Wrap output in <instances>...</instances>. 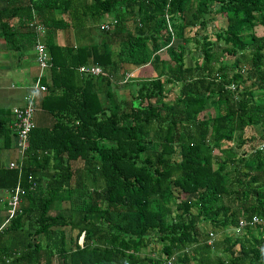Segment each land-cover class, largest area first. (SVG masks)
Listing matches in <instances>:
<instances>
[{
	"label": "trees",
	"instance_id": "obj_1",
	"mask_svg": "<svg viewBox=\"0 0 264 264\" xmlns=\"http://www.w3.org/2000/svg\"><path fill=\"white\" fill-rule=\"evenodd\" d=\"M211 16L226 20L214 40L201 35ZM258 27L264 0H0L7 49L47 47L39 106L54 119L35 124L17 169L0 164V192L22 190L0 221V264H264ZM61 30L88 40L60 47ZM17 134L0 106V151Z\"/></svg>",
	"mask_w": 264,
	"mask_h": 264
},
{
	"label": "crops",
	"instance_id": "obj_2",
	"mask_svg": "<svg viewBox=\"0 0 264 264\" xmlns=\"http://www.w3.org/2000/svg\"><path fill=\"white\" fill-rule=\"evenodd\" d=\"M77 40L85 42L88 38L86 36L76 35L72 30L58 31L56 36V44L60 47L67 45L77 46ZM30 50L31 52L25 55L9 51L5 41L0 39V106H2V103L8 102L7 99L10 98L11 100L19 102L14 108L20 107L23 105V97L32 91L35 85L38 67L35 61V52L32 49ZM48 74L49 72L46 73L45 78H48ZM8 83H10V89H7ZM44 94L38 93L34 123L39 127L51 128L54 124V119L39 106L40 98ZM11 152V150L0 151V164H7L19 160L17 159L18 155L13 157L14 155ZM2 193L0 192V206H3V209L6 210L5 202H8L9 196H4ZM2 218L4 217L0 211V221Z\"/></svg>",
	"mask_w": 264,
	"mask_h": 264
},
{
	"label": "built area",
	"instance_id": "obj_3",
	"mask_svg": "<svg viewBox=\"0 0 264 264\" xmlns=\"http://www.w3.org/2000/svg\"><path fill=\"white\" fill-rule=\"evenodd\" d=\"M33 27V25H31ZM103 27L108 30L110 27L107 24H104ZM35 30L43 34L44 30L41 26H37ZM35 61L36 64L39 67V74H38V80L36 81L32 91L25 95L23 98V105L20 107H16L13 109L12 113L16 119V128H17V137H16V149L19 151V153L22 155L28 148L29 144V134L30 132L35 128L34 123V114L36 111L35 107V99L38 92H45L46 87L40 85V79L43 77L44 73L52 68V62L51 57L47 52V47L41 43L38 42L35 47ZM78 71L80 73L85 74H92L94 76H98L102 74V71L97 66H88V67H79ZM132 74L128 75L127 78H130ZM262 148L264 149V144L262 145ZM8 169H17L19 165L16 162H9L7 164H3ZM22 193V190L17 187L15 191H13L8 199V209L6 211V221L4 224H6L11 218L15 217L18 212V207L20 205V194ZM261 221L259 219H254L252 224L260 223ZM242 225V224H241ZM212 236V235H210Z\"/></svg>",
	"mask_w": 264,
	"mask_h": 264
},
{
	"label": "rangeland",
	"instance_id": "obj_4",
	"mask_svg": "<svg viewBox=\"0 0 264 264\" xmlns=\"http://www.w3.org/2000/svg\"><path fill=\"white\" fill-rule=\"evenodd\" d=\"M225 25H226V20L225 19H223L221 17H218V16L217 17L211 16V20H210L209 24L207 25V27H206V29L204 31H201V35L209 34L211 39L214 40L215 39L214 33L219 31V29L225 27ZM193 33H194V30H192L191 32L187 31L186 35L187 36L193 35ZM256 34L258 36H264V29L261 28V27L256 28ZM161 56H162L163 59H167L168 58L165 52H162ZM186 63H187V61H186ZM141 75H143V78H145V77L149 78V77H152L154 75V71H153V69L150 66H146V67L143 68V72L141 73ZM130 79H132V78H130ZM7 89H10V83L7 84ZM120 89L121 88H118V90H117L118 96L119 97H123V92ZM122 89L123 90L129 89L128 95H129V98H132L136 94V91L138 89V85L136 83H134V84L131 83L129 87L126 86V87H124ZM179 89H180L179 85H174L173 87L168 85V86L165 87V92L166 93L168 92L171 96L174 97V96L178 95V90ZM7 100H8V102L2 103L1 105L3 107L8 108L9 110H12L15 107V105L17 103H19V102L15 101V100H11L10 98L7 99ZM250 131H251V134L246 133V135H245L246 139H249L250 137H258L257 136V132L259 131L258 128H254V129L251 128ZM249 145H250V143L246 142V144L243 145L244 146L243 148L246 149ZM236 146H237V143H236ZM10 150L12 151L11 153L14 155L13 157H16L18 155L17 159H19V154H20L19 151L14 146ZM20 159H21V154H20ZM2 194L4 196H9L7 193H4V192ZM63 207L67 208V203L63 204ZM3 208H4L3 206L2 207L0 206V211L2 212V216L5 219L6 218V210L3 209ZM220 237H221V235L217 236V238H220ZM78 243L82 244V235L80 236V238L78 240Z\"/></svg>",
	"mask_w": 264,
	"mask_h": 264
}]
</instances>
